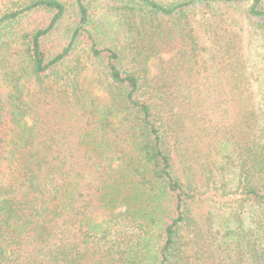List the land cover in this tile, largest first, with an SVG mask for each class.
Segmentation results:
<instances>
[{
    "label": "trees",
    "instance_id": "1",
    "mask_svg": "<svg viewBox=\"0 0 264 264\" xmlns=\"http://www.w3.org/2000/svg\"><path fill=\"white\" fill-rule=\"evenodd\" d=\"M248 33L264 0H0V264H264Z\"/></svg>",
    "mask_w": 264,
    "mask_h": 264
},
{
    "label": "rangeland",
    "instance_id": "2",
    "mask_svg": "<svg viewBox=\"0 0 264 264\" xmlns=\"http://www.w3.org/2000/svg\"><path fill=\"white\" fill-rule=\"evenodd\" d=\"M69 16H72V5L71 1H69ZM68 16V17H69ZM243 27H245L244 24H242ZM244 46L248 52V55H251V61L250 65L255 68V71H259V73H256L252 76V79L255 82H258L260 80L264 79V50L262 49V43L258 41V38L251 35L250 33L247 34L246 38H244ZM165 57H168L169 55H164ZM150 66L152 67V71H155V67L153 65V62L150 63ZM26 93L27 91H30L33 89V82H28L25 85ZM101 94V92H99Z\"/></svg>",
    "mask_w": 264,
    "mask_h": 264
}]
</instances>
